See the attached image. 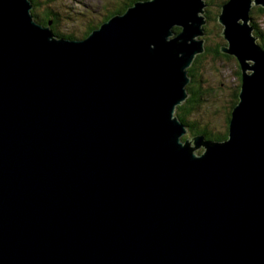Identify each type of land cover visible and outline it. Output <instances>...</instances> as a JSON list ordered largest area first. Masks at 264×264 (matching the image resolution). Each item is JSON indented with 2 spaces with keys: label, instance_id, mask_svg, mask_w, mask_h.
<instances>
[{
  "label": "water",
  "instance_id": "water-1",
  "mask_svg": "<svg viewBox=\"0 0 264 264\" xmlns=\"http://www.w3.org/2000/svg\"><path fill=\"white\" fill-rule=\"evenodd\" d=\"M258 6L218 17L242 83L213 142L184 140L175 114L206 50L205 0H140L84 39L0 0V264H264Z\"/></svg>",
  "mask_w": 264,
  "mask_h": 264
},
{
  "label": "rangeland",
  "instance_id": "rangeland-1",
  "mask_svg": "<svg viewBox=\"0 0 264 264\" xmlns=\"http://www.w3.org/2000/svg\"><path fill=\"white\" fill-rule=\"evenodd\" d=\"M35 7L38 15H43L49 10L59 17L56 29L62 34H72L77 37L84 35L90 27L97 26L105 20L106 16L117 12L119 6L128 0H36ZM49 8V9H48ZM117 15V14H116ZM202 16V14H200ZM115 16V15H114ZM258 28L264 34V17L252 15ZM208 24V21H207ZM206 24L207 27L208 25ZM101 26V24H100ZM99 27V26H98ZM208 36L199 37V40L211 38L213 42L219 40L213 23H210ZM208 37V38H207ZM261 44V39H259ZM238 67L236 61L231 59L213 60L207 57L201 65V75L207 87V103H202L197 108L195 117L198 124H205L216 131H226L227 112L232 105L233 91L239 86ZM190 84V83H189ZM188 84V85H189ZM191 138L189 133L186 136ZM201 153V150L198 151Z\"/></svg>",
  "mask_w": 264,
  "mask_h": 264
},
{
  "label": "trees",
  "instance_id": "trees-1",
  "mask_svg": "<svg viewBox=\"0 0 264 264\" xmlns=\"http://www.w3.org/2000/svg\"><path fill=\"white\" fill-rule=\"evenodd\" d=\"M34 9L32 10V14L35 20L42 24L43 26H48L51 22V28L53 30L54 35L57 38L64 39H84L86 38L93 30L97 29L100 24L108 21L111 17L116 14H123L126 10L131 7L135 2L140 0H128L127 2H123L122 6H119L117 12L108 16L103 22L99 23L97 26L90 27L88 31L84 33L83 36L77 37L72 34H62L56 29V25L59 22V17H57L54 12H47L43 15H38L39 13L35 10L37 4L36 0H31ZM207 3L206 8V19L208 21V26L204 27L205 34L208 36L209 32L212 31L209 29L210 23H213V27L217 30L218 34L216 37L219 39L217 42H213L211 38L206 40V50L203 54L198 55L193 63V65L188 69V75L192 81L187 86L189 97L188 99L177 108L176 116L189 128V134L192 136L195 135H204L207 140L213 142H222L228 138V127L230 125V120L232 117V112L235 106L239 102V95L241 91V84L233 91L232 96V105L230 106V110L227 112V120H226V131L220 132L214 129H210L208 126H204L205 124H198L199 119H197L194 115L198 111L197 108L202 105V103H207L205 95L207 94V87L205 81L203 80V74L201 75V65L203 61L207 57H211L213 60H222V59H231V56L224 55L221 52V48L228 44L227 40L222 36L223 27L218 22V17L221 14L222 6L228 2L229 0H205ZM49 9V8H48ZM257 15L258 17H264V7H253L251 11V16ZM252 25L254 26V35L261 39V46L264 48V34L258 28V25L254 21L252 17ZM175 33H179L181 31L180 28H174ZM234 58V57H232ZM236 60V58H234ZM237 61V60H236ZM238 62V61H237ZM240 69V66H239ZM238 73L239 81L242 83V73L241 70ZM187 137L184 138L186 140Z\"/></svg>",
  "mask_w": 264,
  "mask_h": 264
},
{
  "label": "flooded vegetation",
  "instance_id": "flooded-vegetation-1",
  "mask_svg": "<svg viewBox=\"0 0 264 264\" xmlns=\"http://www.w3.org/2000/svg\"><path fill=\"white\" fill-rule=\"evenodd\" d=\"M116 11H117V10H116ZM112 14H113V13H112ZM107 17H108V16H106V18H107ZM106 18H105V19H106ZM103 21H104V20H103Z\"/></svg>",
  "mask_w": 264,
  "mask_h": 264
},
{
  "label": "bare ground",
  "instance_id": "bare-ground-1",
  "mask_svg": "<svg viewBox=\"0 0 264 264\" xmlns=\"http://www.w3.org/2000/svg\"><path fill=\"white\" fill-rule=\"evenodd\" d=\"M192 81V80H191Z\"/></svg>",
  "mask_w": 264,
  "mask_h": 264
}]
</instances>
